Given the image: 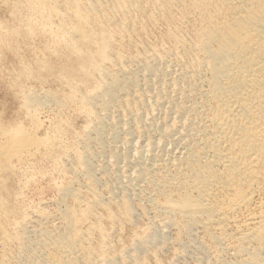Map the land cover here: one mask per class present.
<instances>
[{"label":"bare ground","instance_id":"1","mask_svg":"<svg viewBox=\"0 0 264 264\" xmlns=\"http://www.w3.org/2000/svg\"><path fill=\"white\" fill-rule=\"evenodd\" d=\"M7 12H9L13 19H8V15L6 16ZM162 22L164 24V28L161 29L163 32L160 34L161 30L159 29L160 35H157L158 37L156 38V35L151 33V31H154L151 28L153 27L154 29L158 23L161 24ZM155 30L158 33V29ZM43 40L46 41H44L46 45L43 44ZM48 43L55 44V49L51 50L52 47ZM49 51L50 53L54 52V54H49ZM168 53H170L169 55L175 54L177 57L174 59L178 58L184 65L182 69L184 70L183 74L181 75L180 73L181 76L179 78H170L174 81V90L176 91L177 88L179 92L181 100L179 101L184 102L179 108L177 107L178 104L174 105L179 109L177 115L180 114L176 116L180 119V123L183 120V116L188 119V122H184L183 120L182 125L180 124L184 128V130L182 129L184 131L182 140L185 139L186 141L182 142V144H185L184 151L182 150L183 153L181 155V151H179V154H177L179 156L173 158V163H171L174 166H172L173 169L175 168L173 174H164L163 171V175L160 173L161 176H159L160 174L157 176L158 172L154 174V169L151 171L144 168L146 163L144 165L141 163L143 168H135L137 170L130 173V178L127 176L129 174L125 175L130 179H128L129 183H132L134 187L135 185L139 187L138 182L144 181L146 183L145 185L142 184L146 193L149 194L147 195L150 197L147 201L151 200L152 202H150L155 205L156 210L159 209V213L162 212L166 215L162 214V216L166 217L164 221L166 222V226H177L179 228V235L176 232L180 237L178 239L176 236L179 242L184 243L183 240H186H182L184 233L188 234L189 231L191 233L192 229L200 227L206 233L204 237L208 236V240L213 241L212 244L228 240L235 241L232 244L234 248H228H232L231 251H235V256L238 257L237 264H264V211L261 210L258 213L247 214V217L244 215V219H239L241 215L238 216V219L232 217L235 211L238 210L240 212L239 209L243 208L246 211L248 207H252V204L255 205L257 203V201L255 204L253 203L256 199L255 196L264 184V0H0V86L3 84V89L6 90L4 92L13 93L14 96H10V98V93L9 95L8 93H4L6 95L5 97L3 96L4 98L0 96V264H140L141 260L138 251L148 252V248L153 246L155 241L156 243L159 241L156 240L160 235L156 233L157 230L159 231V228L154 232H151L152 228H149L150 231L144 229L147 232H137L133 240L130 239L132 240V243L129 242L131 243L130 247L123 246L125 245L123 244L122 246L120 245L121 249L119 247V250H117L118 248L114 246V242L112 243L113 240L111 239L112 227L114 229V226L118 224L120 226V223L130 222L133 219L134 203L132 204L130 195L133 198L134 192L131 190L133 195L130 192L128 193L129 190L125 187L126 194L122 196L121 193L122 197L120 199L116 197V200L113 197V199H110V202L105 201V194H103L101 188L99 190V179L95 175L96 171L94 172V168L97 165L94 164L93 158L97 161L100 160L96 158L97 156L95 157V153L92 152L93 156H91V153L89 154L88 151L91 148L93 140L97 141L101 146L103 145V147L107 144L104 136L108 135V133L105 131L109 128L108 125H112V131L109 129L112 133H110L112 139L122 138L120 140L123 143L122 133L125 132L124 141L126 146L123 144V148L126 147V150L123 149V152L119 153L121 152L119 151L121 143H119L120 147L117 149L119 152H114V149L117 147L116 140V144L114 143L116 147H113V150H111L112 146H110L111 149H109L114 152L111 158L114 163L112 162L113 164L111 165L113 166L116 161H128L133 158L132 151L134 148L138 149L136 146H139V141H137L138 139L135 140L136 138L130 126L131 123L128 124L126 122L130 127L125 123V125L123 124L125 126L124 131L121 130L124 126L120 129V120L123 119H118L119 121L116 123L117 114L115 113L121 111L128 116L124 115L125 117L123 116L122 118L127 119L130 115L134 114L137 129L142 126V123L145 124L146 120L145 122L143 120L144 114H141L140 111L142 112V110L139 111L138 109L145 106L143 102L150 97L149 93H153V89L158 94H164L165 90L168 93L169 91L165 89V84L162 83V80H160L162 81L160 82L161 84L157 83L159 86L154 83V87L151 82L145 81L146 84L143 82L145 90H142L143 87L140 85L143 80L140 82L139 79L134 77L138 70H136V73L135 70L133 72L131 66L137 63L138 65L141 64L145 72L150 74L159 73L162 66L158 69L159 67L155 64L159 62L162 64L163 60L167 64L165 58ZM176 62L174 63L176 64ZM169 64L167 65H173L172 63L171 65ZM182 64L179 68L183 66ZM4 70L7 74H4ZM169 72H172V70H169ZM169 72L167 70V73ZM134 73L135 75L133 76L132 74ZM139 74L136 77H139ZM146 75L147 77L150 76L145 74V78ZM29 77H33L32 82L36 79L37 82L38 80H42L40 81L42 84L44 81L50 83V80H57L58 83L54 82V84H60L61 87L68 88L69 91L62 94L59 93L62 90L59 91L58 87H55L57 91H54L49 88H40L39 86L37 88L33 84H28L29 88L24 87L30 81H27L23 86V79L26 78L27 80ZM31 85L35 87H31ZM5 86L9 88L8 91L5 89ZM172 86L170 88L174 91ZM136 88L140 91L136 92L135 90V93L132 94L133 89ZM175 91L172 92L174 95L177 93ZM152 93L150 94L151 98L154 96ZM60 95L63 96L61 97ZM170 97L172 98L173 95ZM166 98L169 99L168 97ZM11 99L12 106L19 101L17 102L18 105H15L17 108L14 106L15 110H13V112L16 111V114L15 112L10 113ZM155 99L157 100V98ZM157 101L155 102L159 103ZM164 101L161 104L162 106L165 103ZM187 101L189 103L191 101V104ZM53 102H56V105L61 110L70 105L73 107L75 105L76 110L84 115L86 119L83 125L84 128H82V132L80 131L81 136H79V139L82 138L81 145L79 143L81 149H78V147L76 152L74 151L75 155L73 152L71 153L72 156L74 155L73 157L76 161L75 166H78V169H76L78 173L76 170H72L77 174L81 173L86 176L85 178L88 183L87 187L85 186L87 188L85 191L88 190V192H83L82 188L78 190L74 186L68 185L71 182L68 184L66 182L68 186H64L61 191L64 198L67 199L65 209L62 210L60 207V211L58 210V213H60H56L57 215L51 214V211L49 213L46 210L47 206L46 209H35L38 211V215H34L36 216L34 217L36 221H34L35 223L37 221L39 223L38 225H30V220L33 217L31 218L32 215L30 216V213L32 212L29 213L27 207L29 209L31 204L30 207L26 206L29 203L25 201L28 203L26 204L21 199L24 192L22 190L21 195L20 190V188H25L23 185H26L28 180L26 177L27 181L21 178L25 181L21 185L23 187L19 188V183L16 182L17 174L18 177L20 174L17 173L20 169L17 170L18 165L33 161V158L43 153L47 152V155L48 153H53L57 141L59 142L60 140L56 138L60 136L56 137L58 133H55V137L52 135L57 130L53 131L51 125L52 136L46 135V137H40L38 131H33V127L32 129L27 128L19 119H21L20 116L25 111L27 116L31 118L32 124H35L34 127L39 126L43 124L42 121L41 123L39 122V113L43 112V109L49 103L53 105ZM186 102L190 105L189 107ZM141 103L143 106H141ZM172 106L168 105L170 109ZM145 107L147 109V106ZM177 108L174 109L177 111ZM51 109L54 111L53 108ZM72 110L75 112V109ZM151 110H154V108H151ZM67 111L70 112L69 110ZM165 111L166 113L170 112ZM58 113L57 115H60ZM62 113L61 115L63 116L66 114ZM147 114L145 113V115ZM165 114L164 117L166 116ZM66 115L67 118L72 116ZM75 117L78 118L80 116L76 115ZM174 117H169V120L170 118H176ZM147 118L155 119L156 117L152 116L150 118L147 116L144 119ZM71 119L73 118L71 117ZM59 120L62 119H58V122H60ZM67 120L65 119V122ZM152 121L150 120L148 124ZM55 122L52 123L54 124ZM171 122L173 123V121ZM146 124L145 126L148 125ZM66 125L70 126L71 123L68 122ZM166 125L170 126L168 123ZM57 128L59 129V127ZM57 128L55 127V129ZM176 128L174 129L176 130ZM62 129L64 128L62 127ZM165 131L168 132L167 129ZM93 133L96 135L93 136ZM164 134L160 133L161 136ZM77 135L80 134L77 133ZM178 138L176 139L181 142L180 136ZM76 140L74 139V141ZM151 140H148L149 143L145 142V144H149L148 149L150 153L154 147L152 146V142H155L154 140L151 142ZM113 141L110 139V142H108L110 144ZM97 142L95 143L97 144ZM162 142H164L163 139L160 140V143ZM167 142H165L166 144L163 143L164 146L171 143L167 144ZM160 143H158L159 146L161 145ZM155 144L158 147L157 142ZM65 146L67 144L64 145L63 149L67 148ZM69 146L68 148H70ZM143 146H139L140 150L136 151L142 158L146 152L145 146ZM56 147L58 148L59 144ZM72 148L71 150L68 149V151L67 149L65 150L70 152ZM159 148L156 149L159 150ZM156 149L155 151H157ZM65 150L60 151L64 153ZM60 151L56 152V155L60 154L65 157L67 153L61 154ZM163 151L156 153L159 156V152ZM101 153L106 152L101 151ZM133 153L135 155V152ZM147 153L150 154L148 150ZM156 153L153 152L155 155ZM50 154L49 156L51 157L52 154ZM68 155L71 156L68 153L65 158L68 159ZM168 156L167 160L171 159L172 155L170 158ZM99 157L101 158V156ZM55 158L58 159L59 157ZM104 158L107 161V157L105 156ZM51 159L54 158L51 157ZM51 159L49 158V160ZM70 159L71 157L68 160ZM143 159V162H145V158ZM150 159H147V161H150ZM101 160L103 161V157ZM105 160L104 162H106ZM167 160L165 159V161ZM62 161L64 160L62 159ZM160 161L157 163L158 165ZM52 162L54 163V161ZM55 162L57 163L59 160ZM44 163L46 162H43V165ZM122 163L124 164V162ZM163 163H166L168 166L167 162ZM64 165H67V163ZM134 166L136 167V165ZM167 166H165L166 169ZM105 167L107 169V166ZM60 168L62 167L60 166ZM65 168L67 169V166ZM48 169L47 166V172ZM98 169H101V167ZM29 170L31 171L30 168ZM68 170L71 171L69 167ZM114 170H116L115 167ZM129 170L131 171V169ZM46 171L45 173H47ZM122 171L124 174V170ZM119 172L117 174H120ZM42 174L44 173L42 172ZM71 174L74 175L73 172ZM64 175H66V172ZM74 177L78 181V178ZM74 177L72 176V178ZM119 177L118 179L121 178ZM128 180L124 179L127 182ZM19 182L21 184L22 181L19 180ZM134 187L133 189L136 191ZM220 191H223L225 194L223 198L219 197ZM61 193L59 194L61 195ZM135 196H137L136 192ZM23 198H26L25 194ZM57 201L58 203L61 202ZM37 207L42 206L38 205ZM98 207L100 209L102 207L103 212L105 211L104 214H102L103 212L99 214ZM155 208L153 207V209ZM156 210L155 212H157ZM235 215H238L237 212ZM54 217L60 220L56 219L59 221L57 226L56 224H54L55 226H50V223L43 225L42 220H48L49 222ZM34 221L32 220L33 223ZM54 222L52 221L51 223ZM151 226L149 225V227ZM228 226L234 227L238 233L234 234L230 232ZM121 227H123V224ZM164 227L162 226V228ZM218 229H220V233H218ZM199 231L197 230V232ZM191 234L189 235L191 236ZM186 237L190 238L189 236ZM191 238L193 239V237ZM192 241L190 242L192 243ZM202 242L207 245L204 240ZM219 244L221 245V243ZM219 244L216 246H219ZM196 245L200 248L199 244ZM128 248L136 249L130 255V253L128 254L130 251H128ZM211 248L214 249V246ZM135 251L137 252L135 253ZM146 252L142 253L146 255ZM144 255L143 257L146 259ZM143 263H145L144 260Z\"/></svg>","mask_w":264,"mask_h":264},{"label":"rangeland","instance_id":"2","mask_svg":"<svg viewBox=\"0 0 264 264\" xmlns=\"http://www.w3.org/2000/svg\"><path fill=\"white\" fill-rule=\"evenodd\" d=\"M8 13V14H7ZM6 13V16L8 17V19L10 18V19H13L12 18V16L9 14V12H7ZM11 16V17H10ZM160 25V26H159ZM163 27H162V26ZM159 28H158V27ZM157 26H155L154 27V29H153V27L151 28V30H154L153 32L151 31V33L152 34H154V35H156V38L161 34V32H163V30H161L162 28H164V24H163V22L160 24V23H158V25ZM157 27V28H156ZM155 29H158V33H157V30H155ZM161 31H160V30ZM159 31H160V34H159ZM156 34H155V33ZM153 35V36H154ZM158 35V36H157ZM47 39V38H46ZM44 41L45 40H43V44L44 45H46V43H44ZM46 42V41H45ZM42 43V42H41ZM42 44V45H43ZM49 44V43H48ZM52 43H50L49 45L52 47L51 48V50H53V49H55L54 47L56 46L55 44H52ZM43 45V46H44ZM49 54H54V52L53 53H50V51H49ZM170 53H168V55L167 56H169V57H167L166 56V60H167V64H169V62L171 61V63L173 64V65H171V63L169 64V65H171V66H168L164 61L165 60H163L162 61V64H161V62H159L158 64H155L157 67H159L158 69H160L161 67L160 66H162V68L160 69V74L159 73H154V74H150V73H148V72H145L143 69H142V67H141V64L140 65H138L137 63H135V64H133L131 67V69L133 70V72H134V70H135V73L137 72L136 70H138V72L140 73H138L140 76L139 77H136L138 74L136 73V76H134L135 75V73L134 74H132L136 79H139V81L141 82L142 80V82H141V85L140 86H142L141 88H142V90L144 89L145 90V85H144V83L146 84V82L148 81V82H151V84H153L152 86L154 87V83L157 85V86H159V84H157V83H160V82H162L163 84H165L164 86H165V89H167L168 91H169V93L171 92V94H169L166 90V93H165V91L163 92L164 94H158L157 93V91H154V89H153V93L152 92H150L149 93V98L148 99H146L145 100V102H143V104L145 105V106H147V109H146V107L145 106H143L142 105V103H141V106H143V107H141V109H138L139 111L140 110H142V112L140 111V113L141 114H144V116H143V120H144V122H145V120H146V122H147V124L149 123V121L151 120H153V119H144V118H146L147 116H149L150 118H152V116L153 117H156L155 119H154V121H152V122H150V124H146V122H145V124L147 125V126H145V124H143L142 123V126L139 128L140 129V132H139V129H137L138 127L137 126H135L136 124H135V116H133L134 114H132V115H130L129 116V118L127 119V118H122L125 114H123L121 111L120 112H117V113H115V114H117L116 115V117H117V122L116 123H118V119H123V120H120V123L122 124H120L119 126H120V129L126 124V122H128V124L129 123H131V127H132V132L134 133V136H135V140H137V141H139L138 142V144H139V146L141 147V146H143L144 144H145V142L146 143H149V141L152 139V140H154L155 142H152V140H151V142H152V146H154L153 147V149L151 150V153L153 154V152L154 153H156V152H158V151H163L164 149H166V150H164L163 152H159V156L157 155L158 153H156V155L155 154H153V156H152V154L150 153V151H149V149H148V145L149 144H145L144 146H145V154H144V157L143 158H145V162H143L144 161V159L141 157V155L140 154H138L136 151L138 150H140V147L138 146H136V148H138L137 150L134 148L133 149V151H132V157L133 158H131V159H129L128 161H119V162H115V164L112 166L111 164H113L114 163V161H113V159H111L112 158V155H114V152H119V151H121V152H119V153H122L123 152V149L124 150H126L125 148H123L124 146H126V143H125V141H124V136H125V132L124 133H122V137H123V143H122V140H120V139H122V138H120V139H115L114 140V138L112 139V136H111V131H112V125H108V129H106V131L105 132H107L108 133V135H105V133H104V138H105V140H106V142H107V144L106 145H104V147H103V145L101 146V144H99L97 141H92V143H91V148H90V150L88 151V153L90 154L91 153V156H93L92 155V152L93 153H95L94 155H95V157L96 158H98V160H100V161H97L95 158H93V160H94V164H96L97 165V167L98 168H100L101 167V169H98L96 166H95V168H94V166H93V168H94V172L96 171V176H97V178L99 179V186H98V188H99V190H101L102 189V191H103V194H105L104 196L106 197H104V199H105V201H107V202H110V199H113V197H115L114 199H116V197H117V199H120L122 196H123V194H126V192H125V190H126V188H127V190H129L128 191V193L130 192L131 194H132V191L134 192L132 195H133V198H132V196L130 195V197H131V201H132V204H133V207H134V214H133V221L131 220L130 222L129 221H127L126 223L125 222H122V223H120L121 225L120 226H118V225H116V226H114V229H113V227H112V235H111V239L113 240L112 241V243L114 244V246H116L115 248L117 249V250H119V247H120V245L122 246L123 244H125V245H123V246H129L130 247V244L132 243V240H133V238H134V236L136 235V233L138 232H140V233H142V232H145L146 230L147 231H150V229L149 228H152L151 229V232L153 231H156V229H158L159 228V231L157 230L156 231V233H158V234H160L159 235V237H158V239H156V240H159V241H157V243H156V241H155V244L153 243V246H151L150 248H148V252H146V251H138V254L140 255V260H141V262H139L140 264H230L232 261V263L231 264H237V259H238V257L237 256H235L236 254H235V251L233 250V251H231L232 250V248H228V247H233L234 248V246L232 245V244H234L235 243V241H233V240H228V241H225V242H214L213 244H212V240L211 241H209L208 240V236H206V237H204L205 235H206V233H204L203 232V229L202 228H200V227H196V228H194V229H192L191 230V233H193V234H191L190 233V231L188 232V234L187 233H184V235L181 237L182 238V240L183 239H186V240H183L184 241V243H182V242H179V228L177 227V226H166V222H164L166 219V217H164V213H159L160 212V210L158 211V210H156V208H155V205L154 204H152L151 202V200H149V201H147L148 199H150V197L148 196L149 194L148 193H146V191H145V188H143L144 186H143V184L145 185L146 183L144 182V181H142V182H138V186L140 187H137L136 185H135V187H134V185L132 184V183H129V178H130V173L133 171H136L138 168H143V165H144V163H146V166L144 167V168H147V169H150L151 171H152V169H154V174L155 173H157V176L161 173L162 175H163V171H164V174L165 173H169V174H173L174 172H175V168L173 169V165L171 164V163H173L172 161H173V158H175L176 156H179V155H177V154H179L178 152L179 151H181L180 152V155H181V153H183V151H184V145L185 144H182V142L184 141V142H186L185 141V139L184 140H182L183 139V137H184V128H182L181 127V125H182V121L184 120V122H188V119L187 118H184V116H183V120H181V123H180V119L177 117V116H179L180 114H178L177 115V113H179L178 112V108H179V106H182V104H184V102H180L181 100H180V96H179V92H178V90H177V88H176V91H177V93H175V95L172 93V92H174L175 90V88H173V87H175L174 86V84H173V80L172 79H174V77L175 78H179L183 73V71L184 70H182L183 68H184V65L178 60V58H176V60L174 59L175 57H177L175 54H171V55H169ZM175 55V56H174ZM28 56V55H27ZM26 56V57H27ZM170 56H173V57H171L170 58ZM177 61V62H176ZM165 64H164V63ZM174 62H176V64L174 63ZM137 64V65H136ZM160 64V65H159ZM164 64V65H163ZM179 64V65H178ZM183 65L181 68H179V66L180 65ZM176 65V66H175ZM140 66V67H139ZM164 66V67H163ZM178 66V67H177ZM134 67V68H133ZM169 67H171V68H169ZM165 68V69H164ZM167 68V69H166ZM173 68V69H172ZM177 69V70H176ZM181 69V70H180ZM141 72H140V71ZM161 70H163V72H165L164 74H163V72H161ZM167 70H168V72H169V70L171 71L172 70V72H169V73H167ZM145 73H144V72ZM148 74V75H150V76H148L147 77V75H146V78H145V76L143 75L142 76V74ZM173 73V74H172ZM179 73V74H178ZM180 73H181V75H180ZM4 74H7V72L4 70ZM157 74H158V76H157ZM162 74V75H161ZM166 74V75H165ZM167 74H168V76H167ZM161 75V76H160ZM164 75V76H163ZM177 75V76H176ZM179 75V76H178ZM152 76H153V78H152ZM159 77V78H155V77ZM151 77V78H150ZM167 77H169V78H167ZM145 80H144V79ZM154 78H155V80H156V82H155V80H154ZM165 78H167V79H165ZM170 78H172V79H170ZM29 79H31V80H29ZM29 79L27 78V80H26V78L25 79H23V86H24V84H26V82L27 81H30V82H28L27 83V85L26 86H24V87H27V88H29L30 86H28V84L30 85V84H33V85H35V86H37V88H38V86L40 87V88H44V89H50V90H56L57 91V89L60 91V90H62V91H60L59 93H62V94H64V93H66L67 91H69V89L67 88V89H65V88H63V87H61V85L60 84H54V82H57L58 83V81L57 80H50V83L48 82V81H44V82H46L45 84H44V82H43V84H42V82H40V81H42V80H38V82L36 81L37 79L36 78H34V79H36V80H34L33 82H32V79H33V77H29ZM141 79V80H140ZM147 79V80H146ZM165 79V80H164ZM160 80H162V81H160ZM172 80V82H170ZM146 81V82H145ZM169 81V82H168ZM25 82V83H24ZM32 82V83H31ZM38 83V85H36L37 83ZM40 82V83H39ZM48 82V83H47ZM144 82V83H143ZM165 82V83H164ZM51 83H53V84H51ZM168 83V84H167ZM170 83V84H169ZM41 84H42V86H41ZM161 84V83H160ZM162 84V85H163ZM33 85H31V87L33 86ZM59 85V86H58ZM155 85V86H156ZM162 85H160V86H162ZM167 85V86H166ZM168 85H170V86H168ZM173 85V86H172ZM3 84H1V88L0 89H2L1 91H0V96L1 97H5L6 95L5 94H7L8 92H4V91H6V90H4L3 89ZM35 86H33V87H35ZM44 86V87H43ZM163 86V87H164ZM172 86V88H173V90L174 91H172V89L170 88ZM6 87V88H5ZM4 88L5 89H7V91H8V89L9 88H7V86H5ZM46 87V88H45ZM51 87H52V89H51ZM57 89H56V88ZM61 87V88H60ZM168 87V88H167ZM201 87V86H200ZM202 87H204L203 85H202ZM201 87V88H202ZM26 88V89H27ZM54 88V89H53ZM138 88H136V89H133V91H132V94H134L135 93V90H136V92L137 91H140V90H137ZM140 89V88H139ZM64 90V91H63ZM66 90V91H65ZM141 90V91H142ZM171 90V91H170ZM10 91V90H9ZM175 91V92H176ZM12 92V91H11ZM64 92V93H63ZM5 93V94H4ZM10 93V92H9ZM9 93H8V95H9ZM152 93V95H154V96H156V97H154V96H152L153 98H151V94ZM158 95H157V94ZM178 94V95H177ZM164 95H167V96H164ZM173 95V97L172 98H174V97H176V98H174L173 100H172V98L170 97V96H172ZM14 97L13 96V93H10V95H9V97ZM61 97L63 96V95H60ZM133 96V95H132ZM157 96H161V97H157ZM179 96V97H178ZM3 97V98H4ZM10 97V98H11ZM165 97V98H164ZM166 97H168L169 99H167ZM2 98V99H3ZM152 100H151V99ZM155 98H157V100L155 99ZM161 98V99H160ZM150 99V100H149ZM163 99V100H162ZM166 99V100H165ZM175 99H176V101H179V102H176L175 101ZM21 100V99H20ZM148 100V101H147ZM162 100V101H161ZM165 100V101H164ZM168 100V101H167ZM170 100V101H169ZM172 100V101H171ZM15 102H16V100H14ZM154 101V102H153ZM155 101H157V102H159V103H156ZM165 102V103H163V106L161 105L162 104V102ZM167 101V102H166ZM15 102H14V104H15ZM17 102H19V101H17ZM16 102V104L18 105V103ZM149 102V103H148ZM161 102V103H160ZM169 102V103H168ZM170 102H171V104H170ZM172 102H174V103H172ZM188 102V101H187ZM186 102V103H187ZM11 104H10V113H14L15 112V114H16V111H14L13 112V110H15V108H17V106H15V108H14V106H12L13 105V103H12V99H11V102H10ZM52 103V102H51ZM151 103V104H150ZM176 103V104H175ZM181 103V104H180ZM189 103V102H188ZM187 103V104H188ZM151 105V106H149V105ZM155 104H157V105H155ZM178 104V105H177ZM189 104H191V101H190V103ZM187 105L188 107L190 106V105ZM55 105V106H54ZM154 105H155V107H154ZM160 105V106H159ZM168 105L170 106V105H173L172 107H171V109L168 107ZM174 105H177V107L176 106H174ZM186 105V104H185ZM158 108H157V107ZM186 106V107H187ZM13 107V108H12ZM55 107H56V109H55ZM59 106L58 105H56V102H53V105H50V103H49V105L48 106H46L44 109H43V112L41 111L40 113H39V118H40V123H41V121H42V123L44 124V122H45V124L43 125V124H40L39 126H36V127H34V125L35 124H32V121H31V118H29V116H27V113L25 112V111H23V113L21 114V116H20V118L22 119H19L22 123H24V125L27 127V128H31L32 129V127H33V131H35V132H37L38 131V135L40 136V137H46V135H48V136H52V135H54V137H55V133H58V134H60V133H62L61 135H58V134H56V137H59V138H56L57 140H59V142L57 141V145L56 146H58V144H59V147L57 148L56 146L54 147V151H53V153H51L52 154V158H54V159H56L57 161L59 160V162H55L56 160H54V159H51V157L49 156V154L50 153H48V155H47V152L45 151V150H43L44 152H46V153H43V154H41L40 156H43V157H40V156H38V157H36V158H33L32 160L33 161H29V162H26V163H24L23 165L22 164H19L18 165V168H17V170L19 171V172H17V173H20L19 174V177H20V179H19V177H18V174H17V177H16V182L17 183H19V188L20 187H23V186H25V188L23 187V188H20V190H21V195H22V190H23V192H24V194H25V197L26 198H23V195L21 196V199L25 202V201H27L28 203H29V205H26V206H29L30 207V204H31V207L33 206V208L31 209V207L29 208V209H31V210H29L28 209V207H27V210H28V212L30 213V212H32V213H30V216H31V218L33 217V221L35 220L36 221V219L34 218V217H36V216H34V215H38V211H36V210H40L39 208H43V209H46L47 207V209L46 210H48V212L50 213V211H51V214L53 213V215H57L56 213H58V210L60 211V207L62 208V210L63 209H65V205H67V203L65 204V202H67V199H65L64 198V196H63V192L61 193V191H62V188L64 187V186H68V185H72V186H74L76 189H78V190H81V188H82V191L84 192L87 188V179L85 178L86 176L84 175V174H81V173H79V174H77L78 172H77V170L76 169H78V166H75V164H76V161H75V158L73 157L74 155H75V152H76V150H77V148L78 149H81V142H82V138L81 139H79L80 137L79 136H81V132H82V128H84V121H86V119L84 118V115H82V114H80L79 113V111H77L76 110V108H75V105H74V107L72 106V105H70V106H68V107H66V108H64V109H62L63 110V113H62V110L60 109V107L58 108ZM145 107V109H143ZM149 107H151L152 109L154 108V110H151V108H149ZM161 107H163L162 109H163V111H162V109H160ZM166 107V108H165ZM51 108H53V110L54 111H52V109ZM68 108V109H67ZM70 108V109H69ZM75 109V112L72 110V109ZM168 108V109H167ZM174 108H177V111H176V109H174ZM149 109V110H148ZM172 109H173V111H172ZM17 110V109H16ZM67 110H69L70 112H68ZM165 110H167V111H172V113H170V112H167L166 113V111ZM45 111V112H44ZM48 111V112H47ZM52 111V112H51ZM60 111V112H59ZM72 111V112H71ZM76 111H77V113H76ZM135 112H138V111H136V110H134ZM148 111V112H147ZM59 112V113H58ZM68 112V113H67ZM74 112V113H73ZM54 113V114H53ZM56 113V114H55ZM57 113L58 114H60V115H57ZM61 113L62 114H68V115H72L71 117L73 118V119H71V117H68L67 118V115L65 116H63V115H61ZM69 113H71V114H69ZM76 113V114H75ZM79 113V114H78ZM145 113L147 114V115H145ZM166 113V114H165ZM73 114H75L74 116H73ZM119 114V115H118ZM157 114V115H156ZM164 114L166 115L165 117H164ZM175 114V115H174ZM54 117H53V116ZM80 116V117H78V118H76L75 116ZM82 115V116H81ZM122 115V116H121ZM168 115V116H167ZM176 117H174V116ZM177 115V116H176ZM61 116V117H60ZM126 117H128L127 115H125ZM124 116V117H125ZM133 116V117H132ZM174 117L175 119H173V118H170V120H169V117ZM63 117H66V118H64L63 119ZM120 117V118H119ZM161 117V118H160ZM166 117H168V119H166ZM51 118H53V119H51ZM62 119V120H64V121H62V120H59L60 122H58V119ZM71 120H70V119ZM166 119V121H165V119ZM177 118H178V120H177ZM182 118V117H181ZM65 119L67 120H70V121H68L67 120V122H65ZM126 119H127V121H126ZM158 119V120H157ZM27 120H28V122H27ZM45 120V121H44ZM50 120H52L51 122H50ZM125 120V121H124ZM130 122H129V121ZM164 120V121H163ZM174 120H175V122H174ZM56 121V122H55ZM157 121V123L155 124V122ZM159 121V122H158ZM171 121H173V123L171 122ZM52 122H55L54 124L52 123ZM68 122L69 123H71V127L70 126H68V125H66V124H68ZM123 122V123H122ZM171 122V123H170ZM183 122V123H184ZM29 123V124H28ZM59 123V124H58ZM63 123V124H62ZM125 123V124H124ZM168 123L170 126V128L171 127H173V128H169L166 124ZM63 126H62V125ZM124 124V125H123ZM128 124H126V125H128ZM154 124V125H153ZM179 126H178V125ZM181 124V125H180ZM43 125V127H41ZM52 125V127H53V131H56V132H54L53 134H52V130H50L51 128H50V126ZM54 125H55V127L57 128V127H59V129L60 130H69L70 128V130L72 131H65V132H69V133H65L64 131H60L58 128L57 129H55V127H54ZM58 125H60V126H58ZM133 125V126H132ZM152 125V127H150ZM158 126V127H156V126ZM166 125V126H165ZM173 125V126H172ZM174 125H175V127H174ZM178 127H177V126ZM31 126V127H30ZM129 126V125H128ZM129 126V127H130ZM149 126V127H148ZM155 126V127H154ZM165 126V127H164ZM41 127V128H40ZM62 127L64 128V129H62ZM70 127V128H69ZM148 127V128H147ZM167 127V128H166ZM177 127V128H176ZM37 128V129H36ZM40 130H39V129ZM128 128V127H127ZM145 128V129H144ZM147 128V129H146ZM156 128V129H155ZM160 128V129H159ZM168 130V132L167 131H165L166 129ZM169 128V129H168ZM174 128H176V130L174 129ZM179 128H181L180 129V131H179ZM51 131H49V130ZM55 129V130H54ZM111 131H110V130ZM123 129H125V126L121 129V130H123ZM149 129V130H148ZM164 129V130H163ZM173 129V130H172ZM183 129V130H182ZM148 130V131H147ZM158 130H160V131H158ZM179 132H178V131ZM183 132H182V131ZM47 131V132H46ZM49 131V132H48ZM59 131V132H58ZM81 131V132H80ZM124 131V130H123ZM122 131V132H123ZM146 131V132H145ZM136 132H137V134H136ZM139 132V133H138ZM144 134H143V133ZM155 132V133H154ZM162 132H164V133H162ZM169 132H172V133H169ZM176 132H178V133H176ZM65 135H64V134ZM77 133H79L80 135H77ZM106 133V134H107ZM140 133H142V134H140ZM150 133H152V134H150ZM160 133L161 134H164V135H160ZM170 134V137H169V134ZM44 134H45V136H44ZM50 134V135H49ZM52 134V135H51ZM139 134H140V137L138 138V136H139ZM173 134V135H172ZM175 134V135H174ZM181 134V135H180ZM182 134H183V136H182ZM93 136H95L96 134L95 133H93L92 134ZM165 135H166V137H165ZM61 136H63L62 137V139H61ZM78 138H77V137ZM148 136H149V138H148ZM152 136V137H151ZM171 136H173V137H171ZM180 136V140H181V142L180 141H178L179 140V137ZM144 139H143V138ZM162 137V139L164 140V142H162V143H160V140H162V139H160ZM174 137H175V139H174ZM109 138V139H108ZM144 140H142V139ZM148 138V139H147ZM171 140H170V139ZM176 138H178V140L176 139ZM68 139V140H67ZM74 139H77L76 141H74ZM110 139L113 141V142H111L110 144H109V142H110ZM156 139V140H155ZM160 139V140H159ZM66 140V141H65ZM80 140V141H79ZM116 140H117V142H116ZM118 140H119V142H118ZM142 140V141H141ZM147 140V141H146ZM149 140V141H148ZM159 140V141H158ZM169 140V142H167ZM62 141V142H61ZM64 141H65V143H64ZM79 141V142H78ZM109 141V142H108ZM62 143V146H61V143ZM71 142H72V144H71ZM95 142H97V144L95 143ZM118 144H116V143ZM142 142V143H141ZM157 142V144L158 143H160L161 145L159 146V144H158V147H156L157 145L155 144ZM165 142H167V144H169L170 142V144L169 145H165L164 146V144H166ZM179 142V143H178ZM79 143H80V145H79ZM114 143L116 144V146H114ZM119 143H121V147H120V144ZM137 143V142H136ZM164 143V144H163ZM65 144H67V146H65V147H67L68 148V146L70 147V148H68L69 150H71V148L72 147H74V148H72V151H70V152H67L68 151V149L67 148H65V149H67V151L65 150V149H63L64 148V145ZM95 144V145H94ZM123 144H124V146H123ZM155 144V145H154ZM163 144V145H162ZM181 144V145H180ZM79 145V146H78ZM100 145V146H99ZM147 145V146H146ZM72 146V147H71ZM106 146V147H105ZM107 146H109V147H107ZM110 146H112V149H111V147ZM143 146V147H144ZM152 146H151V148H152ZM161 146H163V147H161ZM167 146V147H166ZM179 146V147H178ZM98 149H97V148ZM113 147H116L115 149H114V152L113 151H110L109 149H111V150H113ZM120 147V149H119V151L117 150L118 148ZM147 147V148H146ZM158 149L159 147H161V148H159V150H157L156 148ZM60 148V149H59ZM76 148V149H75ZM104 148H106V149H104ZM59 149V150H58ZM65 150V152L68 154H70L71 156H69L68 155V159L71 157V161L70 160H68L67 158H65V157H67L66 155H65V157H64V155H60L59 153V155H56L57 153L56 152H58V151H63V150ZM94 149V150H93ZM96 149V150H95ZM102 149V150H101ZM104 149V150H103ZM109 151H108V150ZM155 149L157 150V151H155ZM160 149H162V150H160ZM171 149V150H170ZM173 149V150H172ZM99 150V151H98ZM117 150V151H116ZM135 150V151H134ZM147 150H148V152L151 154V156H149L150 154H148L147 153ZM183 150V151H182ZM60 151V153L61 154H64L63 152H61ZM75 151V152H74ZM91 151V152H90ZM96 151H97V153H96ZM101 151H105L106 153H101ZM153 151V152H152ZM71 152H73L74 153V155L72 156V153ZM133 152H135V155H134V153ZM176 152V153H175ZM100 153H101V155H100ZM109 153H110V155H109ZM136 153H137V156H136ZM166 153H168L167 154V156L170 158V156H171V159H168L167 160V156H166ZM50 154V155H51ZM54 154V155H53ZM99 154V155H98ZM161 154V155H160ZM163 154V155H162ZM171 154V155H170ZM173 154H174V156H173ZM107 157L106 159H107V161L105 160V156ZM138 155H140L139 157H138ZM146 155V156H145ZM47 156V157H46ZM59 157L58 159L57 158H55V157ZM99 156H101V158L99 157ZM149 156V157H148ZM158 156V157H157ZM40 157V158H39ZM51 159V160H49V158ZM61 157V158H60ZM72 157H73V159H72ZM102 157H103V161L101 160L102 159ZM138 157V158H137ZM142 159H141V158ZM148 157V158H147ZM161 157V159H159ZM163 157V158H162ZM165 157V158H164ZM42 158V159H41ZM100 158V159H99ZM137 158V159H136ZM151 158V159H150ZM155 158V159H154ZM48 159V160H47ZM61 159V160H60ZM62 159L64 160V161H62ZM109 159V160H108ZM139 159V160H138ZM141 159V160H140ZM147 159L149 160L150 159V161L152 162H150V161H147ZM164 159V160H163ZM165 159L167 160V161H165ZM36 160V161H35ZM42 160V161H41ZM43 160H46V161H43ZM73 160V161H72ZM96 160V161H95ZM104 160L106 161V162H104ZM112 160V161H111ZM158 160V161H157ZM162 162H161V161ZM171 160V161H170ZM35 161V162H34ZM39 161V162H38ZM52 161H54V163L52 162ZM111 161V162H110ZM131 161V162H130ZM133 161H135V162H133ZM141 161V162H140ZM157 161V162H156ZM159 161H160V167H159V165L157 164V163H159ZM43 162H46V163H44V165H43ZM49 162H50V164H49ZM64 162V163H63ZM70 162H72V163H70ZM96 162V163H95ZM113 162V163H112ZM122 162H124V164L122 163ZM125 162H129V163H125ZM150 162V163H149ZM156 162V163H155ZM163 162H167L168 163V166H169V168H168V166L166 165V163L164 164ZM38 163V165H36ZM41 163V164H40ZM48 163V164H47ZM63 165H62V164ZM67 163V165H64V164H66ZM100 163V164H99ZM104 163H106V164H104ZM119 163V164H118ZM122 163V164H121ZM141 163H143V165H141ZM147 163H148V165H147ZM154 163V164H153ZM164 164V166H163V164ZM28 164V165H27ZM31 164H33V165H31ZM52 164H53V166H52ZM75 166H73V165ZM93 164V165H94ZM108 164V165H107ZM109 164H110V166H109ZM126 164H128L127 166H126ZM140 164V165H139ZM157 165L156 166V168H155V166H152V165ZM20 165H21V167H23V168H21L20 167ZM36 165V166H35ZM51 166V170L55 173L56 171V173L54 174L51 170H50V166ZM59 165V166H58ZM69 165V166H68ZM117 167H116V166ZM121 165H122V167H121ZM132 165V166H131ZM134 165H136V167L134 166ZM138 165V166H137ZM30 166V167H29ZM39 166H41V167H39ZM43 166V167H42ZM45 166H46V169H45ZM47 166H48V172L46 171L47 170ZM58 166V167H57ZM60 166L63 168H60ZM67 166V169L65 168ZM72 168H71V167ZM100 166V167H99ZM102 166H103V168L105 167V166H107V169H103L102 168ZM142 166V167H141ZM148 166H151V167H148ZM165 166H167V169H166V167ZM173 166V167H172ZM24 167H25V169H24ZM33 167V168H32ZM34 167H35V169H34ZM56 167H57V169H56ZM68 167L71 169V171L70 170H68ZM77 167V168H76ZM110 167V168H109ZM112 167H113V169H112ZM114 167L116 168V170H114ZM152 167H154V168H152ZM161 167H163L162 169H161ZM172 167V168H171ZM27 168V169H26ZM29 168L31 169V171L29 170ZM40 168V169H39ZM54 168V169H53ZM61 170H60V169ZM120 170H119V169ZM124 168H126V169H124ZM135 168H137L136 170H135ZM42 169V170H41ZM43 169H44V171H43ZM56 169V170H55ZM59 169V170H58ZM65 169H66V171H65ZM72 169H74V170H76V172L75 171H73ZM96 169V170H95ZM111 169V170H110ZM129 169H131V171L129 170ZM134 169V170H133ZM24 171V173H22L23 171ZM33 170V171H32ZM38 170H40V171H38ZM55 170V171H54ZM67 170H68V173H67ZM100 170H103V171H100ZM112 172H110V171ZM114 170V171H113ZM122 170H124V174L122 173L123 171ZM129 170V171H128ZM162 170V171H161ZM170 172H169V171ZM25 171H27L26 172V175H25ZM44 173V174H42V172ZM45 171L48 173H45ZM51 171V172H50ZM99 171V172H98ZM105 171V172H104ZM119 171H121V172H119ZM160 171V172H159ZM35 172H36V174L38 175H36L35 174ZM38 172V173H37ZM65 174V172H66V175H64L63 173ZM73 172V174L74 175H72L71 173ZM120 173L121 174V176H120V174H117V173ZM128 172V173H127ZM22 173V174H21ZM29 173V174H28ZM51 173H53V174H51ZM70 173V174H69ZM104 173V174H103ZM108 173V174H107ZM24 174V175H23ZM33 175V176H31V175ZM46 174V175H45ZM76 174V175H75ZM81 174V175H80ZM125 174H129V175H127L129 178H127L126 177V175ZM161 174L159 175V176H161ZM37 177H36V176ZM45 175V176H44ZM71 175V176H70ZM77 175H78V177H77ZM104 175H105V177H104ZM122 178H120L119 176ZM23 176V177H22ZM30 176V177H29ZM72 176L74 177V176H76V178H78V181H77V179H75V177L74 178H72ZM80 176V177H79ZM126 178H125V177ZM27 178V180H28V182L26 183V185L23 183L25 180H26V178ZM32 177V178H31ZM35 177V178H34ZM83 177V178H82ZM118 177L120 178V179H118ZM124 177V178H123ZM25 179V180H22V179ZM34 178V179H33ZM72 178V179H71ZM103 178V179H102ZM21 180L22 182H21V184H20V182H19V180ZM30 179V180H29ZM31 179H33V180H31ZM73 179H75V180H73ZM84 179H86V180H84ZM102 179V180H101ZM124 179H126V180H128V182L127 181H124ZM26 180V181H27ZM65 180V181H64ZM71 180V181H70ZM80 180V181H79ZM101 180V181H100ZM85 181V182H84ZM117 181V182H116ZM121 181H123L121 184H119ZM30 182V183H29ZM56 182V183H55ZM66 182H67V184L68 183H70V184H66ZM77 184H76V183ZM84 182V183H83ZM107 182V183H106ZM24 185H23V184ZM106 183V184H105ZM110 183V184H109ZM130 185H129V184ZM135 183V182H134ZM140 183H141V185H140ZM143 183V184H142ZM27 184H28V187H27ZM62 184H63V186H62ZM102 184V185H101ZM104 184V185H103ZM108 184V185H107ZM127 184V185H126ZM132 184V185H131ZM21 185H23V186H21ZM80 185H82V186H80ZM116 185V186H115ZM123 185V186H122ZM60 186V187H59ZM80 187V189H79V187ZM86 186V187H85ZM114 186V187H113ZM128 186V187H127ZM130 186V187H129ZM131 186H133L134 188H136V191H135V189H133V187H131ZM108 187V188H107ZM126 187V188H125ZM142 187V188H141ZM262 188V190L261 189H259V191L257 192L258 194L255 196L256 197V199H255V201L253 202L254 204L256 203V201H257V203L255 204V205H253L252 204V207L250 206V207H248V209L247 210H249L250 208H251V210H253L252 212H251V210H249V211H245L244 209L245 208H243V209H239V211L240 212H238V210L237 211H235L233 214H232V217H234V218H236V219H238V216L239 215H241V217L239 216V219H244L245 218V216L247 217L249 214H251V213H258V212H260L261 210L262 211H264L263 210V208H264V184H263V186H261ZM61 190H60V189ZM84 188V189H83ZM101 188V189H100ZM107 188V189H106ZM141 189H143V190H141ZM60 190V191H59ZM108 190V191H107ZM132 190V191H131ZM102 191H100V192H102ZM124 191V192H123ZM88 192V190L87 191H85V193H87ZM135 192H136V195L138 196H135ZM141 192V193H140ZM222 192V193H221ZM59 193H61V195L59 194ZM113 193V194H112ZM121 193H122V196H121ZM138 193V194H137ZM144 193H146V194H144ZM142 194V195H141ZM148 194V195H147ZM219 194L221 195H219V197L220 198H223L224 197V193H223V191H220L219 192ZM114 195H116V196H114ZM141 195V197H140V199H139V196ZM62 196V197H61ZM120 196V197H119ZM28 197V198H27ZM112 197V198H111ZM135 197V198H134ZM143 197V198H142ZM148 197V198H147ZM60 198H61V200H60ZM147 198V199H146ZM27 199V200H26ZM116 199V200H117ZM145 199V200H144ZM57 200H59V201H61L60 203H58V201ZM134 200V201H133ZM141 200V201H140ZM30 201V202H29ZM64 201V202H63ZM151 201V202H150ZM27 202H25L26 204H28ZM64 204H63V203ZM262 202V203H261ZM33 203V204H32ZM37 203V204H36ZM40 203V204H39ZM151 204H152V206H151ZM260 204V205H259ZM261 204H263V205H261ZM35 205V206H34ZM38 205H40V206H42V207H37ZM58 205H59V207H58ZM60 205H62V206H60ZM140 205V206H139ZM257 205H259V206H257ZM45 206V207H44ZM47 206V207H46ZM257 206V207H256ZM262 206V207H261ZM36 207V208H35ZM140 207V208H139ZM153 207L155 208V209H153ZM255 207V208H254ZM38 208V209H37ZM150 208V209H149ZM261 208V209H260ZM36 209V210H35ZM50 209V210H49ZM55 210V211H54ZM97 210L99 211V214H100V212L102 213L103 212V209H102V207H101V209H100V207H98L97 208ZM102 210V211H101ZM136 210V211H135ZM155 210L158 212H155ZM244 210V211H243ZM33 211H35V212H37L36 214H34L35 212H33ZM54 211V212H53ZM144 213H143V212ZM147 213H146V212ZM105 212V211H104ZM104 212L102 213V214H104ZM236 212H237V214L238 215H235L236 214ZM247 212V213H246ZM55 213V214H54ZM60 213V212H59ZM58 213V214H59ZM243 213V214H242ZM159 214H161V215H159ZM162 214H164L163 216H162ZM248 214V215H247ZM245 215V216H244ZM155 216V217H154ZM160 216V217H159ZM166 216V215H165ZM57 217V216H56ZM164 219H163V218ZM55 218V217H54ZM53 218V219H54ZM163 220H162V219ZM233 218V219H234ZM53 219H51V220H49V222H48V220H42V222L44 223L43 225H48L49 223V225L50 226H55L54 224H56V226L58 225V222L60 221L58 218H55L54 220ZM59 220V221H57V220ZM32 220H30V225L31 224H35V225H38V221L35 223V221H34V223L32 222ZM52 221H55L54 223H51ZM46 222V223H45ZM128 222H129V224H128ZM134 222V223H133ZM161 222V223H160ZM48 223V224H47ZM162 223H164L163 225H162ZM122 224H123V227H121L122 226ZM149 225L151 226V225H153V226H151V227H149ZM154 225H156V226H154ZM162 226L164 227V228H162ZM148 227V228H147ZM160 227H161V231H160ZM232 226H228V228H229V231L230 232H232V233H234V234H236V233H238V231L237 230H235V228L234 227H232ZM120 228V229H119ZM155 230H154V229ZM144 229H146V230H144ZM113 230H114V232H113ZM138 230V231H137ZM144 230V231H143ZM197 230L199 231V232H197ZM146 231V232H147ZM202 231V232H201ZM218 231V233H220V229H218L217 230ZM178 233V235H177V233ZM195 233V234H194ZM165 234V235H164ZM189 234H191V236L189 235ZM202 234V235H201ZM96 235H98V234H96ZM131 235H132V237H131ZM196 236V237H194V236ZM160 236H162V237H160ZM176 236L178 237V239L176 238ZM186 236H189L190 238H187ZM97 238H98V236H96ZM164 237H165V239H164ZM191 237H193V239L191 238ZM196 238V239H195ZM203 238V239H202ZM130 239H132V240H130ZM178 241H177V240ZM191 239V240H190ZM207 239V240H206ZM119 240V241H118ZM181 240V239H180ZM193 240V241H192ZM197 240V241H196ZM205 241L206 243H207V245H205V243L204 242H202V241ZM166 241V242H165ZM190 241H192V243L190 242ZM208 241V242H207ZM118 242H119V244H118ZM120 242H122L121 244H120ZM127 242V243H126ZM129 242H131V243H129ZM194 242V243H193ZM195 242H197V243H195ZM232 242V243H231ZM168 243V244H167ZM182 243V244H181ZM190 243V244H189ZM216 243V244H215ZM219 243H221V245L219 244ZM229 243H230V245H229ZM129 244V245H128ZM164 244V245H163ZM167 244V245H166ZM196 244H199V247L200 248H198V246L196 245ZM200 244H201V246H200ZM203 244H204V246H203ZM215 244V245H214ZM219 244V246H221V247H219V246H216V245H218ZM155 245V246H154ZM183 245V246H182ZM208 245H209V248H208ZM211 245V246H210ZM164 246V247H163ZM207 246V247H206ZM214 246V249L213 248H211V247H213ZM226 246V247H225ZM217 247H218V249H217ZM223 247H225V248H223ZM137 248V247H136ZM135 248V249H136ZM152 248V249H151ZM210 248H211V250H210ZM120 249H121V247H120ZM134 248H128V254L130 253V255L132 254V253H134L133 251L135 250ZM150 249V250H149ZM156 249H158L157 250V254H156ZM201 249V250H200ZM155 250V251H154ZM160 250V251H159ZM216 250V251H215ZM159 251V252H158ZM220 251V252H219ZM224 251V252H223ZM137 251H135V253H136ZM142 252H146V255H144V253H142ZM231 253V254H230ZM153 254H155L154 256H153ZM142 255V256H141ZM143 255L146 257V259L143 257ZM159 255V256H158ZM219 255V256H218ZM221 255V256H220ZM156 256H157V259H156ZM218 257H219V259H218ZM237 257V258H236ZM143 258V259H142ZM236 258V259H235ZM148 259V260H147ZM225 259H227L226 261H225ZM143 260H144V262L145 263H143ZM222 260V261H221ZM224 260V261H223ZM236 260V261H235ZM235 261V262H234ZM228 262V263H227ZM117 264H120V263H117Z\"/></svg>","mask_w":264,"mask_h":264}]
</instances>
